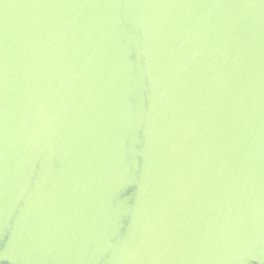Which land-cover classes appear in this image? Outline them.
<instances>
[{"label":"water","instance_id":"1","mask_svg":"<svg viewBox=\"0 0 264 264\" xmlns=\"http://www.w3.org/2000/svg\"><path fill=\"white\" fill-rule=\"evenodd\" d=\"M0 264H264V0H0Z\"/></svg>","mask_w":264,"mask_h":264}]
</instances>
